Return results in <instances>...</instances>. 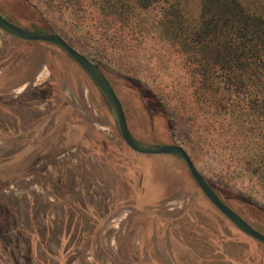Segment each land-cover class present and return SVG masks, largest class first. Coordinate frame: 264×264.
Returning a JSON list of instances; mask_svg holds the SVG:
<instances>
[{
    "label": "rangeland",
    "instance_id": "rangeland-1",
    "mask_svg": "<svg viewBox=\"0 0 264 264\" xmlns=\"http://www.w3.org/2000/svg\"><path fill=\"white\" fill-rule=\"evenodd\" d=\"M244 2L264 13V0ZM201 8L202 0L149 9L136 0H0L7 19L59 28L78 51L130 78L115 90L138 140L168 136L162 117H151L158 102L143 100L151 90L199 171L233 204L264 208L247 143L196 95L202 70L220 75L193 40ZM211 97L226 103L217 85ZM152 244L160 261L144 249ZM0 264H264V245L208 200L180 158L133 150L99 86L64 50L0 28Z\"/></svg>",
    "mask_w": 264,
    "mask_h": 264
},
{
    "label": "trees",
    "instance_id": "trees-1",
    "mask_svg": "<svg viewBox=\"0 0 264 264\" xmlns=\"http://www.w3.org/2000/svg\"><path fill=\"white\" fill-rule=\"evenodd\" d=\"M136 1L141 8L149 9L163 0ZM200 20V28L193 33L195 37L193 40L198 41L202 51L206 50V53L211 54L213 61L210 62L220 70V75L215 81V77L202 70L203 87H197V98L207 105L208 113L216 106V112L211 114L215 116L216 121L220 122L224 129L245 140L247 152L244 159L248 160V163L255 160L262 174L259 176L264 177V13L250 9L244 0H202ZM46 25L45 29L34 27L31 29L57 33L73 46L65 37L63 30ZM101 67L114 88L117 79L130 80L102 65ZM136 82L141 83L138 80ZM213 85H217V91L221 92L226 101L221 109L217 100L211 97ZM141 94L146 103L151 100L157 101L160 105L161 111L151 114V117L157 121L160 116L164 121L168 136L162 144H177L172 133L173 120L166 106L151 90H144ZM209 182L221 199L250 224L264 232L260 216L264 214L263 207L244 197L245 200L242 201L248 202L250 207L237 206L228 198L226 189L220 188L210 180ZM255 240L264 245V242Z\"/></svg>",
    "mask_w": 264,
    "mask_h": 264
},
{
    "label": "water",
    "instance_id": "water-1",
    "mask_svg": "<svg viewBox=\"0 0 264 264\" xmlns=\"http://www.w3.org/2000/svg\"><path fill=\"white\" fill-rule=\"evenodd\" d=\"M0 28L8 34L26 41H43L58 46L70 55L93 78L105 95L126 143L135 151L144 154H172L182 159L188 166L192 176L209 200L241 230L253 238L264 242V232L250 224L239 212L229 206L217 194L207 177L199 171L189 152L180 144L150 145L138 140L132 133L123 102L117 94L112 82L100 64L90 60L83 53L71 46L61 35L45 30L20 26L7 19L0 11Z\"/></svg>",
    "mask_w": 264,
    "mask_h": 264
},
{
    "label": "flooded vegetation",
    "instance_id": "flooded-vegetation-1",
    "mask_svg": "<svg viewBox=\"0 0 264 264\" xmlns=\"http://www.w3.org/2000/svg\"><path fill=\"white\" fill-rule=\"evenodd\" d=\"M122 134V133H121ZM176 156V155H175ZM179 158V157H178ZM182 162H184L182 159H180ZM185 163V162H184ZM186 164V163H185ZM187 166V165H186ZM188 167V166H187ZM189 169V168H188ZM190 171V170H189ZM191 173V172H190ZM192 175V174H191ZM193 177V176H192ZM194 178V177H193ZM196 181V180H195ZM198 184V183H197ZM202 190V189H201ZM204 193V192H203ZM205 194V193H204ZM205 196H206V194H205ZM207 197V196H206ZM208 198V197H207ZM208 200H209V198H208ZM210 201V200H209ZM211 202V201H210ZM212 203V202H211ZM213 204V203H212ZM214 205V204H213ZM215 206V205H214ZM216 207V206H215ZM217 208V207H216ZM219 210V209H218ZM222 213V212H221ZM223 214V213H222ZM224 216H226L225 214H223ZM227 217V216H226ZM227 219H229L228 217H227ZM239 230H241L231 219H229ZM242 232H244L243 230H241ZM245 234H247L246 232H244ZM248 235V234H247ZM169 236V235H168ZM248 236H250V235H248ZM182 237V239H183V241H186L188 238H186V237H184V236H181ZM250 237H252V236H250ZM253 238V237H252ZM168 239H169V237H168ZM151 241H152V243L155 241V239H151ZM151 247V246H150ZM153 248V249H152ZM144 249L146 250V252H148V253H152L153 254V258L155 259V258H157V260L158 261H160V254H159V252L156 250V246H154L153 244H152V247H151V250H148L147 248H146V246L144 247ZM171 250L169 249V248H167V252L171 255V252H170ZM157 253V256L156 257H154V253ZM173 252V251H172ZM163 263V262H162Z\"/></svg>",
    "mask_w": 264,
    "mask_h": 264
}]
</instances>
